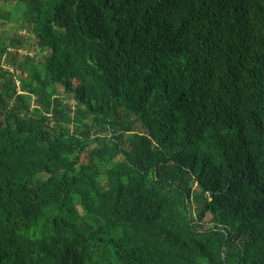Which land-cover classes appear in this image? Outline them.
<instances>
[{
    "label": "trees",
    "instance_id": "1",
    "mask_svg": "<svg viewBox=\"0 0 264 264\" xmlns=\"http://www.w3.org/2000/svg\"><path fill=\"white\" fill-rule=\"evenodd\" d=\"M3 24L0 264H264V0H0Z\"/></svg>",
    "mask_w": 264,
    "mask_h": 264
},
{
    "label": "rangeland",
    "instance_id": "2",
    "mask_svg": "<svg viewBox=\"0 0 264 264\" xmlns=\"http://www.w3.org/2000/svg\"><path fill=\"white\" fill-rule=\"evenodd\" d=\"M7 33H9V28L6 27L5 24L0 25V37L2 40L5 39ZM19 35L24 36V38L26 39L24 49H23V51H20V53L21 54L28 53L30 56L38 59V52L35 50V41H34L32 35L25 34V32H21ZM136 127L139 130V126L137 125ZM138 132H140V131H138Z\"/></svg>",
    "mask_w": 264,
    "mask_h": 264
}]
</instances>
